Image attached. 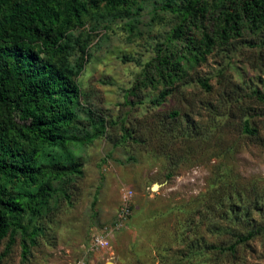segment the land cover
<instances>
[{
    "label": "rangeland",
    "instance_id": "1",
    "mask_svg": "<svg viewBox=\"0 0 264 264\" xmlns=\"http://www.w3.org/2000/svg\"><path fill=\"white\" fill-rule=\"evenodd\" d=\"M184 4L137 0L109 11L101 1L68 33V66H82L75 140L45 147L41 161L80 172L52 179L40 213L26 210L24 229L1 241L0 264H264V234L236 244L246 232L229 218L264 230V24L222 40L230 0L212 2L195 25ZM158 56L170 64L157 66ZM145 75L152 83L138 85ZM124 188L131 213L111 232ZM105 233L108 246L94 247Z\"/></svg>",
    "mask_w": 264,
    "mask_h": 264
},
{
    "label": "trees",
    "instance_id": "2",
    "mask_svg": "<svg viewBox=\"0 0 264 264\" xmlns=\"http://www.w3.org/2000/svg\"><path fill=\"white\" fill-rule=\"evenodd\" d=\"M101 1L109 11H115L137 0H0V243L24 229L20 220L26 210L33 215L40 213V207L54 193L52 179L80 172L77 165L67 167L53 156L41 161V156L45 147L64 148L75 140L69 130L77 118L80 90L75 77L82 66L75 71L68 66V33L82 26ZM215 1L185 0L181 14L195 25ZM230 1L231 12L222 13L216 30L220 39L239 36L245 24L255 29L264 24V0ZM181 32L179 27L174 34L180 36ZM203 41L209 52L211 37L203 34ZM156 62L162 69L170 64L166 56H158ZM152 79L153 75H145L138 85L151 84ZM170 92L161 91L160 99ZM101 126L96 127L94 137L102 133ZM245 131L253 129L245 123ZM229 218L242 223L239 226L246 232L238 236L236 244L264 234L263 227L247 218L244 222L238 215ZM208 248L231 251L233 246Z\"/></svg>",
    "mask_w": 264,
    "mask_h": 264
},
{
    "label": "built area",
    "instance_id": "3",
    "mask_svg": "<svg viewBox=\"0 0 264 264\" xmlns=\"http://www.w3.org/2000/svg\"><path fill=\"white\" fill-rule=\"evenodd\" d=\"M125 189V190H124ZM122 190V196H121V205H120V211L117 215V221L113 229H111V232L114 230H117L119 227L122 226L123 222L127 221L130 211H131V200H132V193L129 189L124 188ZM108 236L106 233L100 236H97L94 238L93 246L94 247H102L105 248L108 246Z\"/></svg>",
    "mask_w": 264,
    "mask_h": 264
},
{
    "label": "water",
    "instance_id": "4",
    "mask_svg": "<svg viewBox=\"0 0 264 264\" xmlns=\"http://www.w3.org/2000/svg\"><path fill=\"white\" fill-rule=\"evenodd\" d=\"M157 187L158 185H154L152 189L155 190ZM108 264H111V263H108Z\"/></svg>",
    "mask_w": 264,
    "mask_h": 264
}]
</instances>
